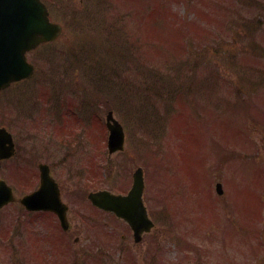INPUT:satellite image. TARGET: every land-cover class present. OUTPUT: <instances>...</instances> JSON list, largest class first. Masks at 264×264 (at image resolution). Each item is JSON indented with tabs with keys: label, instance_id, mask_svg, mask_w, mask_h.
<instances>
[{
	"label": "rangeland",
	"instance_id": "374dc122",
	"mask_svg": "<svg viewBox=\"0 0 264 264\" xmlns=\"http://www.w3.org/2000/svg\"><path fill=\"white\" fill-rule=\"evenodd\" d=\"M46 1L63 35L37 58L39 82L12 90L6 116L13 131L35 138L36 149H60L41 126L30 125V137L24 131L26 112L31 121L38 116L35 94L50 93L57 109L76 104L84 121L99 111L105 138L92 139L83 178L78 158L90 153L88 145L62 142L54 156H38L29 140L26 150L50 164L77 162L79 176L62 167L55 172L66 200L73 175L81 182L89 177V189L123 191L138 167L147 195H155L156 226L140 243L89 202V243L82 237L74 244L80 257L94 250L91 225L98 223L109 238L103 264H264V0ZM51 78L58 84L45 83ZM171 79L180 85L175 90ZM24 92L20 107L15 101ZM109 110L126 132L124 152L112 156ZM218 182L223 195L216 194Z\"/></svg>",
	"mask_w": 264,
	"mask_h": 264
},
{
	"label": "flooded vegetation",
	"instance_id": "af4514ba",
	"mask_svg": "<svg viewBox=\"0 0 264 264\" xmlns=\"http://www.w3.org/2000/svg\"><path fill=\"white\" fill-rule=\"evenodd\" d=\"M7 101L9 103L10 96ZM1 102L0 100V264H77V247L68 249L65 245L63 252L62 241L69 242L72 232L76 236L74 241L89 235L87 225L78 222L86 207L74 204L76 196L71 197L73 201H66L68 225L63 228L56 214L45 210H30L23 204V199L39 188L40 166L46 162L39 161L42 158L33 156L29 149L26 150L25 141H32L35 150L36 139H21L13 131L6 116L8 107L13 104L3 105ZM26 116L24 131H28L30 137L27 112ZM53 145H58L60 149L62 147L60 142H53ZM60 149L47 150L42 147L36 150L40 151L38 156L52 157ZM49 166L53 173L57 163ZM74 194L71 190L70 195Z\"/></svg>",
	"mask_w": 264,
	"mask_h": 264
},
{
	"label": "water",
	"instance_id": "95a60500",
	"mask_svg": "<svg viewBox=\"0 0 264 264\" xmlns=\"http://www.w3.org/2000/svg\"><path fill=\"white\" fill-rule=\"evenodd\" d=\"M60 34L61 26L49 22L47 9L39 0H0V89L13 81L31 77L34 68L27 62L26 53L42 42L55 40ZM107 119L110 152L123 150L125 134L122 126L113 118L112 112ZM134 178L133 189L127 197L109 192L91 197L96 205L127 218L138 234L150 223L145 219L141 199L142 171L138 170ZM217 190L222 193L221 184L217 185Z\"/></svg>",
	"mask_w": 264,
	"mask_h": 264
},
{
	"label": "trees",
	"instance_id": "16d2710c",
	"mask_svg": "<svg viewBox=\"0 0 264 264\" xmlns=\"http://www.w3.org/2000/svg\"><path fill=\"white\" fill-rule=\"evenodd\" d=\"M150 60H152V62H154L153 58L150 59ZM171 80H172L171 82H174V84L171 83V87L174 88V90L177 89L180 85L177 87V82H176V81H173V79H171ZM180 89H181V87H180ZM166 94H167V93H166ZM179 94H180V93H179ZM186 94H188V92H187ZM166 97H168V96H166ZM187 98H188V97H186L185 99H187Z\"/></svg>",
	"mask_w": 264,
	"mask_h": 264
}]
</instances>
